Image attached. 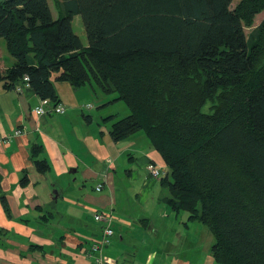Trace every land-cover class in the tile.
Segmentation results:
<instances>
[{
  "label": "trees",
  "instance_id": "1",
  "mask_svg": "<svg viewBox=\"0 0 264 264\" xmlns=\"http://www.w3.org/2000/svg\"><path fill=\"white\" fill-rule=\"evenodd\" d=\"M234 1L61 0L55 16L49 0H1L0 41L15 61L0 53V82L27 75L53 104L55 80L115 95L107 103L130 113L113 140L147 136L172 207L208 226L215 260L264 264V17L246 32L264 0Z\"/></svg>",
  "mask_w": 264,
  "mask_h": 264
},
{
  "label": "crops",
  "instance_id": "2",
  "mask_svg": "<svg viewBox=\"0 0 264 264\" xmlns=\"http://www.w3.org/2000/svg\"><path fill=\"white\" fill-rule=\"evenodd\" d=\"M55 86L66 112L37 116L43 100L34 91L0 82V134L26 129L0 141V264H94L99 211L113 214V242L103 250L108 264H221L203 242L199 221L172 207L162 179L167 165L147 136L113 140L115 107L128 114L126 106L107 103L115 95L91 85L55 80ZM89 104L91 110L82 109ZM38 161L48 169L40 171ZM152 163L164 176L151 175Z\"/></svg>",
  "mask_w": 264,
  "mask_h": 264
},
{
  "label": "built area",
  "instance_id": "3",
  "mask_svg": "<svg viewBox=\"0 0 264 264\" xmlns=\"http://www.w3.org/2000/svg\"><path fill=\"white\" fill-rule=\"evenodd\" d=\"M30 79L27 75H25L22 79H20L15 85L14 88L20 92L23 93L26 90L30 89ZM52 102L48 99L43 100L42 104L37 106L34 109V113L37 116H44L48 112L53 111L56 113H65L67 108L64 104L62 103H57L54 104L52 103V106L50 108H46V105H50ZM92 108V106L86 105L82 107V109H89ZM26 133V129L24 127L17 128L14 132V135L10 136H4L0 134V141L3 142H9L13 136H18ZM148 170L151 173V175L154 178H161L164 176L165 172L162 170V168L158 167L156 164H149L148 165ZM104 185L103 183H100L97 185L96 190L101 191L103 189ZM96 220L99 222L103 223L102 227V235L98 240H95L90 249V254L94 256V264H108L106 259L104 258L103 255V250L107 246H110L113 242V236H114V229H113V214L111 212H106V211H99L95 214Z\"/></svg>",
  "mask_w": 264,
  "mask_h": 264
},
{
  "label": "rangeland",
  "instance_id": "4",
  "mask_svg": "<svg viewBox=\"0 0 264 264\" xmlns=\"http://www.w3.org/2000/svg\"><path fill=\"white\" fill-rule=\"evenodd\" d=\"M239 1L240 0H235L233 3V6H235ZM49 2H50V5H51V8L53 10L54 15L58 16L60 14V10H61V0H49ZM263 17H264V12H262L261 14L256 16L255 23L253 26L246 28V32H247L248 37H251L253 30L258 26V24L260 23V21L262 20ZM73 27H74L75 32L81 37L84 44L85 45L88 44V38L86 35V31L84 28V24H83L81 15L75 16L74 21H73ZM0 42L2 45L0 53H1V55L6 56L4 58V60L6 61L7 65H11L10 64L11 60H12V63H14L13 61L15 60V58L8 53L7 48H6V44H5V40L1 39ZM121 102L124 106H126L125 111H126V108L130 111V109L128 108L126 103L123 101H121ZM87 110H91V108H89ZM115 110L119 111L118 113H120L118 118L125 117L126 115H128L130 113L129 112L128 114H124L127 112H124V108L122 109L120 106H116ZM194 224H198L199 228L202 227V229H203V231H202L203 242L205 243L206 247H209L208 250L212 253V245L214 243V236L212 235L208 226L202 222H194Z\"/></svg>",
  "mask_w": 264,
  "mask_h": 264
},
{
  "label": "water",
  "instance_id": "5",
  "mask_svg": "<svg viewBox=\"0 0 264 264\" xmlns=\"http://www.w3.org/2000/svg\"><path fill=\"white\" fill-rule=\"evenodd\" d=\"M1 1V0H0Z\"/></svg>",
  "mask_w": 264,
  "mask_h": 264
}]
</instances>
